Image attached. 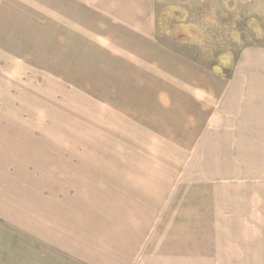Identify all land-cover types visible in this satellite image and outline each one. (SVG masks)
Returning <instances> with one entry per match:
<instances>
[{
  "label": "rangeland",
  "instance_id": "1",
  "mask_svg": "<svg viewBox=\"0 0 264 264\" xmlns=\"http://www.w3.org/2000/svg\"><path fill=\"white\" fill-rule=\"evenodd\" d=\"M255 47L264 0H0V264L125 263L129 252L103 251L111 205L92 203L122 193L118 183L189 209L196 186H211L196 199L202 216L185 222L212 228L219 207L232 216L234 193L217 186H264L263 162L249 167L233 144L227 91L238 95ZM59 191L83 202H65L64 226L51 218ZM208 235L201 262L161 264H207Z\"/></svg>",
  "mask_w": 264,
  "mask_h": 264
},
{
  "label": "crops",
  "instance_id": "2",
  "mask_svg": "<svg viewBox=\"0 0 264 264\" xmlns=\"http://www.w3.org/2000/svg\"><path fill=\"white\" fill-rule=\"evenodd\" d=\"M246 56L247 60L246 58L243 60L241 70L245 66L247 73L245 75L240 73L241 87L238 95L235 94V89L227 90L233 91V97L235 100L238 99L239 106L238 123L234 128V135L239 138V141L236 140L233 144L240 146V158L243 157V160L248 161L249 167H258L260 162H263L264 168V73L257 72L260 66L264 67V48H249L246 50ZM12 139L19 141L16 137H12L10 141ZM3 151V154L11 151L14 153L9 142L5 143ZM121 173L117 172V175ZM57 182L62 185L58 186L57 190H62L66 179ZM209 187L211 189V186L202 188L196 186L195 200L192 201L190 209L189 207L184 208L180 202L176 201L174 193L172 196L167 195L166 190L155 198L140 201L136 194H130L138 189L131 183H118L113 186L112 189H117L122 193L111 196L96 195V202H91L97 208L99 199L104 204H110L112 210L111 216L108 210H103L102 216H99L101 222L108 225L110 221L112 225L111 238L107 243L102 244L103 251L107 254L110 251L116 258H119L123 251L129 252L132 256L123 264H161L167 262V258L174 263L201 262L203 248H205L204 241L207 239L205 234L209 231L210 240L206 246L208 252H206L205 259L207 264H264V208L262 213L258 209L261 201L264 203V186L241 183L239 189L235 190L229 188L230 186H217V190L220 187L223 189L220 191L225 193L224 197L228 190L234 193L230 196L235 203L233 215L225 217L228 214L226 207H219L217 218H222V221H215L217 223H214L212 228L200 222H185L190 218L198 219L202 216V209L199 208L200 200L196 199L199 198L200 192H209ZM200 189H205V191ZM247 193L251 195H243ZM85 194L84 192V200ZM143 198L146 199L145 196ZM53 199L56 210H59L51 217L54 218L52 221L54 225L68 224V218L64 216L65 202L69 205L83 203L82 200L77 201L76 192L66 196L59 191ZM171 201L174 205H179L177 206L179 210H169ZM242 203H245V206L253 212L249 213L244 210ZM194 209H199V213L198 211L190 212ZM260 214L261 219L258 217ZM249 220L255 222V226ZM170 233L176 236L170 239Z\"/></svg>",
  "mask_w": 264,
  "mask_h": 264
}]
</instances>
